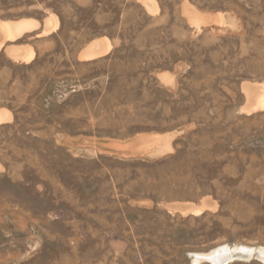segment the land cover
I'll use <instances>...</instances> for the list:
<instances>
[{"label": "rangeland", "instance_id": "obj_1", "mask_svg": "<svg viewBox=\"0 0 264 264\" xmlns=\"http://www.w3.org/2000/svg\"><path fill=\"white\" fill-rule=\"evenodd\" d=\"M145 1L0 0V264H264V0Z\"/></svg>", "mask_w": 264, "mask_h": 264}, {"label": "bare ground", "instance_id": "obj_2", "mask_svg": "<svg viewBox=\"0 0 264 264\" xmlns=\"http://www.w3.org/2000/svg\"><path fill=\"white\" fill-rule=\"evenodd\" d=\"M147 1H151V0H146L145 2H147ZM188 12L190 13L192 23L196 24L197 27L209 25L211 23L217 24V23H221V21H222L221 15H216V16H214V15H201L200 13H197L194 11H188ZM45 23H46V29L43 30L44 33H46L47 31H51L53 28L54 29L57 28L59 25V20H58L57 16L53 15L51 18L49 17V19L46 20ZM53 23H54V25H53ZM35 27H37V22H35L33 20L23 21V22L21 21L20 23L15 24V25L9 24V23H0V31H1V36L3 38L0 41V49L2 48V46L6 40H14V38L17 35H19L20 33H22L23 31H28V30H31L32 28H35ZM97 43H101L102 51H100L99 53H93V54L90 53L88 50H90V48L96 46ZM108 50H109V44L107 45L104 41H101V40L95 41L84 51L85 57H82V59H92V58L98 57L100 55H103L104 52H108ZM33 56H34L33 53H29L25 48H23L21 55H19L16 59H23V60L29 61L30 59L33 58ZM165 75H167V74H165ZM256 87H257V89L253 91V90H251L252 88H250L248 85L244 86V90L248 94V103H247V106L245 107L246 110L254 109V108L257 109V107L264 106V85H260V86H256ZM6 118H7L6 114L1 113L0 114V123L2 121H4V119H6ZM189 207H184L181 209L183 210L184 213H189V212L193 211V213H195V214H200L204 209V208H201L199 210H195V209L192 210V207L191 208H189Z\"/></svg>", "mask_w": 264, "mask_h": 264}, {"label": "trees", "instance_id": "obj_3", "mask_svg": "<svg viewBox=\"0 0 264 264\" xmlns=\"http://www.w3.org/2000/svg\"><path fill=\"white\" fill-rule=\"evenodd\" d=\"M29 1H31V0H29ZM51 10H53V12H55V13L59 16V18H60V20H61V24H62V26H61V29H62L63 26H64V20H63L62 16L60 15L58 9H54V8H52ZM26 15H30V14L23 12V13H21L20 15H17V16L24 17V16H26ZM17 16H16V17H17ZM13 18H14V17H13ZM88 24H90V27H91V30H92V33H93L94 36H98V35H99V36H100V35H106V36H108L112 41L115 40V35H114V33L112 32V30H113L112 27H114L113 25H109V24L107 23V24L102 25V27H99L97 24L94 23V21H93L92 19H91L90 22H88ZM121 36H122V35H119V34H118L116 38H117L119 41H121V43H122V38H121ZM116 51H117V48H115V49L113 50L112 54H111L109 57H106V58L102 59L101 61H104V60H107V59H111L112 57H114ZM128 53H129V55H132V54H133L132 52L130 53V52L127 51V54H128ZM129 55H128V57H129Z\"/></svg>", "mask_w": 264, "mask_h": 264}, {"label": "water", "instance_id": "obj_4", "mask_svg": "<svg viewBox=\"0 0 264 264\" xmlns=\"http://www.w3.org/2000/svg\"><path fill=\"white\" fill-rule=\"evenodd\" d=\"M99 46H94V47H92V48H90V50H88L90 53H97L98 51H99Z\"/></svg>", "mask_w": 264, "mask_h": 264}]
</instances>
